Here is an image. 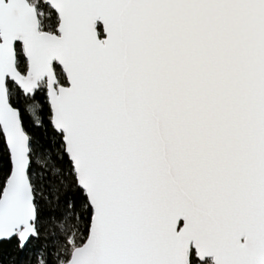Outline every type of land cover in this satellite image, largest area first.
<instances>
[{
	"label": "snow or ice",
	"instance_id": "1",
	"mask_svg": "<svg viewBox=\"0 0 264 264\" xmlns=\"http://www.w3.org/2000/svg\"><path fill=\"white\" fill-rule=\"evenodd\" d=\"M0 264H264V0H0Z\"/></svg>",
	"mask_w": 264,
	"mask_h": 264
}]
</instances>
